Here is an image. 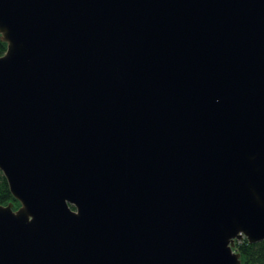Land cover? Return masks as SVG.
<instances>
[{"label":"water","instance_id":"water-1","mask_svg":"<svg viewBox=\"0 0 264 264\" xmlns=\"http://www.w3.org/2000/svg\"><path fill=\"white\" fill-rule=\"evenodd\" d=\"M0 36V264L264 241V0H0Z\"/></svg>","mask_w":264,"mask_h":264},{"label":"trees","instance_id":"trees-1","mask_svg":"<svg viewBox=\"0 0 264 264\" xmlns=\"http://www.w3.org/2000/svg\"><path fill=\"white\" fill-rule=\"evenodd\" d=\"M7 44L0 36V56L6 51ZM0 203L7 205L12 203L13 209H17L20 203L10 192L8 183L0 170ZM240 254L241 264H264V241L249 242L246 238L235 241L233 248Z\"/></svg>","mask_w":264,"mask_h":264}]
</instances>
